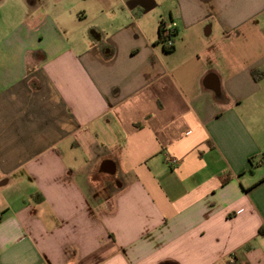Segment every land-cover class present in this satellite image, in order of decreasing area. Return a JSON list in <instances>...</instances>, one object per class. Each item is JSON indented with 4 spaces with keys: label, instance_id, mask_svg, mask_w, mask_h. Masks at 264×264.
Returning <instances> with one entry per match:
<instances>
[{
    "label": "crops",
    "instance_id": "0c3cea01",
    "mask_svg": "<svg viewBox=\"0 0 264 264\" xmlns=\"http://www.w3.org/2000/svg\"><path fill=\"white\" fill-rule=\"evenodd\" d=\"M0 9V264H264V0Z\"/></svg>",
    "mask_w": 264,
    "mask_h": 264
},
{
    "label": "trees",
    "instance_id": "16d2710c",
    "mask_svg": "<svg viewBox=\"0 0 264 264\" xmlns=\"http://www.w3.org/2000/svg\"><path fill=\"white\" fill-rule=\"evenodd\" d=\"M167 25L164 24L163 21H160L158 24V37H157V43L162 46L164 51L170 52L174 47V39L177 36V27L173 29V32L170 33V29L166 28ZM173 39L172 46H166V42L168 39Z\"/></svg>",
    "mask_w": 264,
    "mask_h": 264
},
{
    "label": "built area",
    "instance_id": "2783aa9c",
    "mask_svg": "<svg viewBox=\"0 0 264 264\" xmlns=\"http://www.w3.org/2000/svg\"><path fill=\"white\" fill-rule=\"evenodd\" d=\"M176 27V24L174 22H171L168 26H166V28L170 29V33L173 32V29ZM173 44V39H168L167 42H166V46H172ZM263 233H264V230H263Z\"/></svg>",
    "mask_w": 264,
    "mask_h": 264
},
{
    "label": "rangeland",
    "instance_id": "374dc122",
    "mask_svg": "<svg viewBox=\"0 0 264 264\" xmlns=\"http://www.w3.org/2000/svg\"><path fill=\"white\" fill-rule=\"evenodd\" d=\"M2 15V9H0V16Z\"/></svg>",
    "mask_w": 264,
    "mask_h": 264
}]
</instances>
